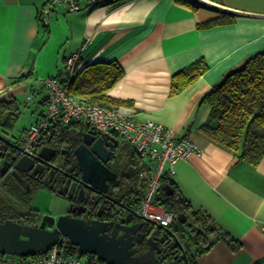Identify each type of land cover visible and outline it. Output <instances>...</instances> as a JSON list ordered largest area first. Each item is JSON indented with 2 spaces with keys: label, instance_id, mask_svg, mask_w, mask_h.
<instances>
[{
  "label": "crops",
  "instance_id": "obj_1",
  "mask_svg": "<svg viewBox=\"0 0 264 264\" xmlns=\"http://www.w3.org/2000/svg\"><path fill=\"white\" fill-rule=\"evenodd\" d=\"M78 3L77 11L54 3L46 12L47 0H0V102L18 104V93L25 91L41 107L19 139L46 109L40 79L62 73L69 55L82 52L81 69L97 61L119 62L124 75L108 95L132 106L140 120L188 131L203 150L179 160L170 176L191 209L220 229L207 234L212 245L197 264H264V157L253 165L209 141L202 130L214 85L264 49V0ZM201 59L207 69L173 93L175 75ZM176 79L183 82L185 76ZM190 223L187 218L185 227ZM222 233L240 244L237 250ZM186 235L191 239L189 231Z\"/></svg>",
  "mask_w": 264,
  "mask_h": 264
},
{
  "label": "trees",
  "instance_id": "obj_2",
  "mask_svg": "<svg viewBox=\"0 0 264 264\" xmlns=\"http://www.w3.org/2000/svg\"><path fill=\"white\" fill-rule=\"evenodd\" d=\"M206 69L207 63L202 59L192 63L186 69H182L173 78L172 92L176 93L182 90ZM124 71L122 65L117 61L93 62L83 67L72 77L70 92L80 99L105 106L124 105H118L121 102L115 101L108 95L109 90L122 78ZM68 74L65 67L62 73L54 77H58L61 82H66ZM182 75L185 76L183 82L176 79V77ZM20 80H24V77L20 78ZM206 100L211 106V113L202 130L208 140L233 152L240 159H244L253 165L258 164L264 157V49L250 56L240 67L228 72L220 82L214 85L211 92L206 96ZM3 103L4 105H13H7L8 111L3 121V126L11 129L17 118L18 104L15 103V100L10 99L0 102V107ZM0 114H2L1 111ZM85 128L87 126L77 121L68 124L58 122L44 136L49 135L51 132L59 131L62 135L69 136L72 141L78 143ZM126 145L130 148V153L136 154L129 144ZM127 157L129 158L130 155H127ZM122 158L117 156L116 161ZM139 162L144 167L143 169L147 171L145 191L150 172L146 163L140 159ZM166 177L168 176L164 175L162 178L157 201L164 205L167 210L174 213L175 222H177V228L174 231H183L185 233L189 231L191 234V239H185L184 243L180 240L183 249L180 247L181 251L174 256V260L171 259L172 262L169 261V264H197V257L207 252L212 245V242L206 239L207 234L210 231H219L220 229L210 221L209 216L192 210L188 200L176 190L172 178L169 177L168 180ZM166 184H170L173 187V193H167ZM13 193L22 198L20 200L22 204L30 203L31 200L21 191L16 190ZM3 206V202L0 201V217L2 219H4L6 208ZM8 208L6 211L12 212ZM17 210L18 207L16 211L13 210L12 212L15 219L22 217L26 222H35L37 220L38 211L33 206L25 208V211L21 210L19 212ZM189 216L193 219L192 221ZM181 217H186V219L188 218L191 221V225L189 224L188 228L185 227L186 221H179ZM221 236L235 250L240 246L228 234L222 233ZM175 244L179 246L176 241ZM65 252L68 255L75 256L77 247L65 244Z\"/></svg>",
  "mask_w": 264,
  "mask_h": 264
},
{
  "label": "flooded vegetation",
  "instance_id": "obj_3",
  "mask_svg": "<svg viewBox=\"0 0 264 264\" xmlns=\"http://www.w3.org/2000/svg\"><path fill=\"white\" fill-rule=\"evenodd\" d=\"M3 125L0 122V201L6 208L4 219L0 217V224L11 219L25 225H41L43 217L39 215V212H37L38 217L35 222H26L22 217L15 219L12 212L16 211L17 207V211H25L27 204H22L20 202L22 198L16 196L13 191H21L31 200V194L39 185H42L70 200L65 212L70 216L89 221H112L114 226L116 223L129 224L126 218L133 214V222L144 223L140 228V231L144 233L143 239L146 240L150 237L156 239L162 247V252L156 253V257L159 259L156 264H169V261L172 262L174 256L181 251L180 246L175 244L176 240L170 233L160 228L158 224L136 216L141 215L140 203L143 196L141 194L147 179V171L143 169L144 167L135 153H130L129 158L125 155L121 143L106 162V166L111 171L109 172L111 178L106 180V185L102 189H98L93 184L96 180L92 170L95 162L99 161L91 152L90 145L85 143V133L92 129L85 128L78 143L72 141L69 136L62 135L59 131L51 132L40 139L33 154L29 155L22 152L21 139L16 141L10 136V129ZM94 134L96 138L99 136L95 132ZM44 147L50 148V160L40 155ZM117 156L123 158L116 161ZM22 157L29 163L18 169L16 168L17 160ZM5 165L7 170H4ZM132 167L133 174L131 177H127V173ZM84 173L89 180L83 179ZM135 181L137 184H134ZM65 185L67 186L65 187ZM71 203L72 209L70 208ZM7 207L12 212L6 211ZM55 218L58 219V217ZM175 221L176 219L173 223L177 224ZM179 221L181 220L179 219ZM46 227L53 229L54 225L47 223ZM111 230L112 228L109 227V232ZM118 231V234L122 233V231ZM175 232L183 243L185 239H189L185 232ZM62 239H66V237L62 236ZM137 246H140L138 253L148 251V247L144 244L137 243Z\"/></svg>",
  "mask_w": 264,
  "mask_h": 264
},
{
  "label": "built area",
  "instance_id": "obj_4",
  "mask_svg": "<svg viewBox=\"0 0 264 264\" xmlns=\"http://www.w3.org/2000/svg\"><path fill=\"white\" fill-rule=\"evenodd\" d=\"M78 1L47 0L45 11H50L54 3L66 11H77L80 9ZM87 1L92 6L98 3V0ZM45 19H48L47 15ZM81 53L75 52L67 57L66 70L69 74L66 82L54 76L40 79L47 89L46 109L21 137L22 152L33 154L40 139L58 122L68 124L77 121L99 136H115L120 143L129 144L149 168L150 178L140 203L142 217L164 227L170 226L175 219L174 213L157 201L162 178L164 175L173 177L174 165L179 160L187 159L193 153L201 154L203 150L191 140L188 131L179 133L162 123L140 120L132 106L110 107L71 94L72 77L81 70ZM65 244L66 239H63L51 246L48 252L36 255L0 254V264H108L94 254L81 258L68 255Z\"/></svg>",
  "mask_w": 264,
  "mask_h": 264
},
{
  "label": "water",
  "instance_id": "obj_5",
  "mask_svg": "<svg viewBox=\"0 0 264 264\" xmlns=\"http://www.w3.org/2000/svg\"><path fill=\"white\" fill-rule=\"evenodd\" d=\"M85 143L90 145L91 152L99 161L95 162L93 166L92 174L96 180L93 184L96 188L102 189L106 185V180L111 178L109 175L111 171L106 166V162L109 161L111 154L116 151L120 142L118 138L110 134L96 138L94 132L90 130L85 133ZM49 150V147H44L40 155L50 160ZM28 163L29 161L22 157L17 160L16 168L20 169ZM4 170H7L6 165ZM133 171V167L130 168L127 177H131ZM83 179H87L86 173H84ZM165 188L168 194L174 192L170 184H166ZM70 208L72 209V203ZM130 212L132 211L130 210ZM136 216L144 219L142 215ZM180 220L184 222L186 217H181ZM126 221L129 224L116 223L113 226L112 221H89L64 214L58 219L51 215H45L41 225L31 226L8 219L0 224V254L36 255L46 253L51 246L62 242L63 236L66 237L68 245L77 247V258L92 253L99 260L108 264H148L149 262L156 264L159 260L156 253L162 252L159 242L151 237L143 239L144 233L140 231V228L144 223L133 222V214L128 216ZM47 223L53 224L54 228L48 229ZM109 227L112 228L111 232H109ZM159 227L170 233L183 249L174 230L161 225ZM118 230L122 233L118 234ZM137 243L147 246L148 251L138 253L140 246L138 247Z\"/></svg>",
  "mask_w": 264,
  "mask_h": 264
},
{
  "label": "rangeland",
  "instance_id": "obj_6",
  "mask_svg": "<svg viewBox=\"0 0 264 264\" xmlns=\"http://www.w3.org/2000/svg\"><path fill=\"white\" fill-rule=\"evenodd\" d=\"M17 101V118L15 119L14 126L9 133L16 141L17 139L19 140V136L23 129L26 128L41 111L39 103H34V101L28 100V95L25 91L18 93ZM0 111L2 112V114H0V120H2L8 111V108H6L4 103L1 105ZM121 144L126 156L130 155V148L122 142ZM31 195V201L26 204V208L33 206L42 217L45 215L60 217L65 214L70 204V200L67 197L61 196L50 188L42 185H39Z\"/></svg>",
  "mask_w": 264,
  "mask_h": 264
}]
</instances>
